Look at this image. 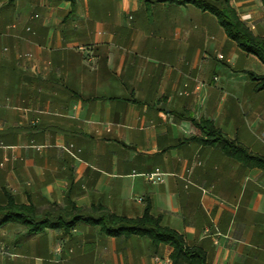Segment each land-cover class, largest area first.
Returning a JSON list of instances; mask_svg holds the SVG:
<instances>
[{"label":"crops","instance_id":"obj_1","mask_svg":"<svg viewBox=\"0 0 264 264\" xmlns=\"http://www.w3.org/2000/svg\"><path fill=\"white\" fill-rule=\"evenodd\" d=\"M231 5L264 37V0ZM248 62L262 65L191 4L0 0V204L8 193L40 222L74 221L1 226L0 264H166L168 246L85 222L147 205L208 264H264V169L193 140L209 121L264 160Z\"/></svg>","mask_w":264,"mask_h":264},{"label":"trees","instance_id":"obj_2","mask_svg":"<svg viewBox=\"0 0 264 264\" xmlns=\"http://www.w3.org/2000/svg\"><path fill=\"white\" fill-rule=\"evenodd\" d=\"M139 1L144 4L150 2V0ZM162 2L177 5L191 4L203 12L213 15L227 39L234 43L237 50L246 56L256 57L264 66V37L255 35L241 20L231 5V0H162ZM246 74L254 82L256 90H264V75L254 72H246ZM195 127L199 130L201 138L193 140L202 145L221 149L227 157L236 159L244 166L264 169L263 159L248 154L236 142L224 138L221 131L212 122L200 120L195 123ZM5 196V203L0 204V227L6 224H18L25 228L28 235H32L45 228H60L62 225L67 229L74 223L71 221L63 222L62 225L59 223L48 225L47 221L40 222L36 219V210L32 206L18 204L8 193ZM85 222L98 226L102 234L110 237L145 238L154 250L168 246L171 249L170 264H208L204 251L198 247L189 246L182 235L163 226L161 217H154L150 214L149 205L145 208L142 217L137 219L105 214L95 219L87 218Z\"/></svg>","mask_w":264,"mask_h":264},{"label":"built area","instance_id":"obj_3","mask_svg":"<svg viewBox=\"0 0 264 264\" xmlns=\"http://www.w3.org/2000/svg\"><path fill=\"white\" fill-rule=\"evenodd\" d=\"M37 17L38 16H34L33 18L35 19ZM26 31L27 32H31V29L30 28H26ZM25 58L26 59H30L31 55L30 54H26ZM219 59H221L220 56H219ZM144 177H145L146 181L151 182L153 184L160 183L162 181V173L160 172L159 169H155L153 172L145 174ZM166 264H170V261L166 260Z\"/></svg>","mask_w":264,"mask_h":264},{"label":"rangeland","instance_id":"obj_4","mask_svg":"<svg viewBox=\"0 0 264 264\" xmlns=\"http://www.w3.org/2000/svg\"><path fill=\"white\" fill-rule=\"evenodd\" d=\"M247 65H248V69H250L251 72H255V74L262 75V73L264 71L263 65H259V67H258L252 62H248ZM252 84H254V82H252ZM261 99H264V95L261 96Z\"/></svg>","mask_w":264,"mask_h":264}]
</instances>
